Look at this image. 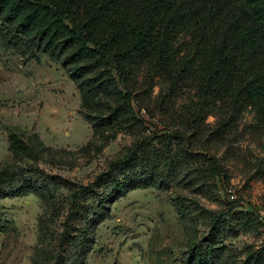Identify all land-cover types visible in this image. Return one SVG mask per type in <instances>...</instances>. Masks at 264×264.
Returning <instances> with one entry per match:
<instances>
[{"label": "rangeland", "instance_id": "obj_1", "mask_svg": "<svg viewBox=\"0 0 264 264\" xmlns=\"http://www.w3.org/2000/svg\"><path fill=\"white\" fill-rule=\"evenodd\" d=\"M143 73L144 68L138 73L135 93L146 109L140 114L147 128L143 131L119 120L112 125L116 135L110 139L108 132L95 133L90 119L106 116L114 107L111 93L99 95L86 106L69 68L60 61L42 54L30 57L0 43V168L35 164L59 184L55 214L47 198L37 193L0 197V221L5 225L0 230V264H34L37 251H57L70 192L91 183L135 141L153 132L157 136L152 135L136 161L117 168L115 175L148 173L153 151L165 156L166 135L172 139L168 187L127 185L108 193L107 181H101L94 193L80 201L82 215L93 199L107 195L100 209L102 218L90 225L78 264H192L188 248L194 239L224 247L218 264H245L249 253L263 248V112L246 103L237 90L226 92L227 86L218 82L205 95L204 83L166 73L154 77L149 87L141 81ZM205 112L209 115L200 120ZM196 114L199 118L194 123ZM12 134L33 148L34 159L11 153ZM210 156L223 167V174L211 176ZM227 188L240 205L227 203ZM239 211L250 214L241 217ZM209 213H221L219 228L211 227ZM74 226H80V218Z\"/></svg>", "mask_w": 264, "mask_h": 264}, {"label": "trees", "instance_id": "obj_2", "mask_svg": "<svg viewBox=\"0 0 264 264\" xmlns=\"http://www.w3.org/2000/svg\"><path fill=\"white\" fill-rule=\"evenodd\" d=\"M0 22L1 45L27 52L30 57L47 55L68 67L82 104L88 106L99 95L112 94L115 105L108 114L90 119L93 131L108 132L110 139L116 135L112 125L119 120L129 127L147 128L140 114L146 109L135 93L143 68L141 81L149 87L154 77L163 73L194 84L204 83L201 90L205 95L212 83L218 82L227 86L226 92L237 90L246 103L264 114V0H0ZM199 106L202 112L203 105ZM208 115L205 112L200 120ZM198 118L193 115V122ZM152 135L157 136V132ZM152 135L140 137L91 183L70 192L57 251H37L34 264H78L90 225L102 218L100 209L107 195L102 193L93 199L82 215L80 201L94 193L101 181H107L108 193L127 185L168 187L172 139L166 135L162 141L165 156L153 151L148 173L124 178L115 175L117 168L136 161ZM8 149L15 156L35 158L33 148L15 134L9 137ZM207 162L212 177L223 174L214 156ZM58 188V180L43 174L35 164L0 168V197L37 193L47 198L55 214L59 211ZM227 200L233 207L240 205L237 198ZM177 205L184 210L179 200ZM209 214L211 227L219 228L221 213ZM238 214L247 217L250 213ZM78 218L80 226L75 228ZM4 226L2 223L0 230ZM223 249L210 241L194 239L188 256L192 264H218ZM245 264H264V246L257 253H249Z\"/></svg>", "mask_w": 264, "mask_h": 264}, {"label": "built area", "instance_id": "obj_3", "mask_svg": "<svg viewBox=\"0 0 264 264\" xmlns=\"http://www.w3.org/2000/svg\"><path fill=\"white\" fill-rule=\"evenodd\" d=\"M226 190V196L228 199L233 200L235 199V194L231 188H227Z\"/></svg>", "mask_w": 264, "mask_h": 264}]
</instances>
